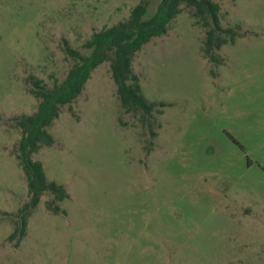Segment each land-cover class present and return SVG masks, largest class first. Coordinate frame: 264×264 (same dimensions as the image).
Wrapping results in <instances>:
<instances>
[{
	"label": "rangeland",
	"instance_id": "obj_1",
	"mask_svg": "<svg viewBox=\"0 0 264 264\" xmlns=\"http://www.w3.org/2000/svg\"><path fill=\"white\" fill-rule=\"evenodd\" d=\"M142 0H0V264H264V0H213L234 43L204 53L206 29L186 5L133 60L151 125L121 105L110 62L61 108L52 146L33 154L48 180L24 236L29 200L17 118L61 83L93 33ZM149 3L145 18L161 0ZM161 109L162 114L157 110Z\"/></svg>",
	"mask_w": 264,
	"mask_h": 264
},
{
	"label": "trees",
	"instance_id": "obj_2",
	"mask_svg": "<svg viewBox=\"0 0 264 264\" xmlns=\"http://www.w3.org/2000/svg\"><path fill=\"white\" fill-rule=\"evenodd\" d=\"M193 8L194 16L206 29L204 53L211 61L217 62L216 51L228 43H234L238 27L224 28L221 24L220 5L213 0H161L156 13L145 18L149 3L142 0L130 12L129 17L108 28L92 34L83 44L89 54L73 49L65 42L67 54L76 60L66 78L47 88L40 80L33 81L32 93L40 99L38 109L31 115L17 118L22 136L18 144V159L25 173L29 200L19 210V225L10 236L16 239L24 236L30 212L40 203L45 192L53 195L47 207L54 213L60 212L55 205L70 197L62 184L48 180L41 161L34 160L33 154L43 146H52L54 137L49 128L58 118L64 105L73 103L84 90L92 72L106 61L110 62L112 79L125 111L139 114L142 121L151 125L152 113L163 103L150 102L142 91L139 76L134 72L133 60L138 51L153 38L165 34L168 26L181 13L182 6ZM162 114L161 109L157 110Z\"/></svg>",
	"mask_w": 264,
	"mask_h": 264
}]
</instances>
